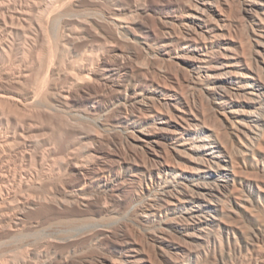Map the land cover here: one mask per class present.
I'll return each instance as SVG.
<instances>
[{"label": "bare ground", "instance_id": "1", "mask_svg": "<svg viewBox=\"0 0 264 264\" xmlns=\"http://www.w3.org/2000/svg\"><path fill=\"white\" fill-rule=\"evenodd\" d=\"M16 240L0 264H264V0H0Z\"/></svg>", "mask_w": 264, "mask_h": 264}, {"label": "rangeland", "instance_id": "2", "mask_svg": "<svg viewBox=\"0 0 264 264\" xmlns=\"http://www.w3.org/2000/svg\"><path fill=\"white\" fill-rule=\"evenodd\" d=\"M109 5V3L108 2H105L104 4H103V6L104 7H107ZM142 19V18H141ZM145 19H142V20H140V21H144ZM146 22V21H145ZM144 23V22H143ZM168 66V65H167ZM168 68H169V66H168ZM171 68V67H170ZM169 68V69H170ZM87 124H93V125H87ZM85 127H84V131L85 130H88V131H90L91 129L93 130V132L90 134L88 131L86 132L87 134H86V137H85V141L87 142L88 140L90 141V138L89 137H91L93 134H94V130L97 128V125H95L93 122H85ZM86 127H88V129H86ZM96 127V128H95ZM95 128V129H94ZM45 130H43L42 132L43 133H45V136L47 135V136H50L49 134H51L52 133V131L50 130V129H48L47 127H45L44 128ZM90 129V130H89ZM48 130H49V132H48ZM46 131V132H45ZM51 131V132H50ZM49 133V134H48ZM19 241H14V243L12 244V245H7V244H5V245H3V246H0V260L1 261H3V259H4V257H5V259L6 258H8V256L10 257V255L9 254H11V253H13V252H11L10 251V248H11V246H15V245H20V242L18 243ZM7 249V250H6ZM9 249V250H8ZM7 253H6V252ZM92 251V252H91ZM97 252V253H96ZM9 253V254H8ZM86 253H90L91 255H93V254H95V255H97L98 254V251H96V249L94 248V251H93V248H90V249H88V250H86ZM89 255V254H88ZM2 256V257H1ZM4 256V257H3ZM4 259V261L3 262H6V260ZM1 261H0V263H1Z\"/></svg>", "mask_w": 264, "mask_h": 264}]
</instances>
